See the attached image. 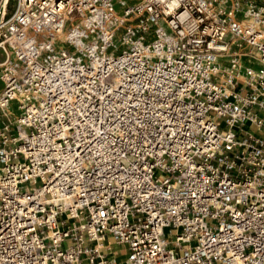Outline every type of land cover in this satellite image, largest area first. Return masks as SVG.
Returning a JSON list of instances; mask_svg holds the SVG:
<instances>
[{
	"label": "built area",
	"instance_id": "2783aa9c",
	"mask_svg": "<svg viewBox=\"0 0 264 264\" xmlns=\"http://www.w3.org/2000/svg\"><path fill=\"white\" fill-rule=\"evenodd\" d=\"M0 264H264V0H0Z\"/></svg>",
	"mask_w": 264,
	"mask_h": 264
},
{
	"label": "rangeland",
	"instance_id": "374dc122",
	"mask_svg": "<svg viewBox=\"0 0 264 264\" xmlns=\"http://www.w3.org/2000/svg\"><path fill=\"white\" fill-rule=\"evenodd\" d=\"M13 119H15V117H13ZM120 253V252H119ZM126 259V256L121 255L120 258H118V261H124Z\"/></svg>",
	"mask_w": 264,
	"mask_h": 264
},
{
	"label": "bare ground",
	"instance_id": "6f19581e",
	"mask_svg": "<svg viewBox=\"0 0 264 264\" xmlns=\"http://www.w3.org/2000/svg\"><path fill=\"white\" fill-rule=\"evenodd\" d=\"M59 38L62 39V38H63V35L61 34V35L59 36Z\"/></svg>",
	"mask_w": 264,
	"mask_h": 264
}]
</instances>
